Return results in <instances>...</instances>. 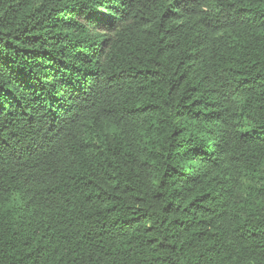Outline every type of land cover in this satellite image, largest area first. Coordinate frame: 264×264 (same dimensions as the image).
<instances>
[{"label":"trees","instance_id":"1","mask_svg":"<svg viewBox=\"0 0 264 264\" xmlns=\"http://www.w3.org/2000/svg\"><path fill=\"white\" fill-rule=\"evenodd\" d=\"M0 264H264V0H0Z\"/></svg>","mask_w":264,"mask_h":264}]
</instances>
